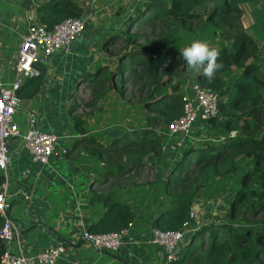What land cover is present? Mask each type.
Returning a JSON list of instances; mask_svg holds the SVG:
<instances>
[{
  "label": "trees",
  "instance_id": "1",
  "mask_svg": "<svg viewBox=\"0 0 264 264\" xmlns=\"http://www.w3.org/2000/svg\"><path fill=\"white\" fill-rule=\"evenodd\" d=\"M250 1L257 0H133L118 12L123 13L122 28L110 31L103 40L108 64L95 66L79 79L86 94H75L69 109L79 134L76 142L84 143L85 154L102 163L103 181L112 176L116 186L135 184L137 177L131 173L161 152L158 129L167 128L182 112L178 85L188 66L177 46L179 32L194 31L208 22L229 44L219 49L218 62L223 63L220 71L241 69L232 84L224 83L220 71L211 81L202 74L195 76V83L218 100L219 113L205 121L226 134L220 141L183 151L164 180L167 202L152 216L156 230L177 232L187 224L195 226L170 264H264V38L244 24L243 4ZM82 11L73 0H51L37 7L38 22L50 29L66 18L80 17ZM129 88L130 97L135 95L142 105L144 125L105 143L86 135L87 119L101 110L107 94L126 97ZM241 160L250 164L227 203L226 222L196 223L191 217L193 196L210 178L233 173ZM3 179L0 175V185ZM92 199H102L111 207L88 232L117 233L131 225L128 207L103 193Z\"/></svg>",
  "mask_w": 264,
  "mask_h": 264
},
{
  "label": "crops",
  "instance_id": "2",
  "mask_svg": "<svg viewBox=\"0 0 264 264\" xmlns=\"http://www.w3.org/2000/svg\"><path fill=\"white\" fill-rule=\"evenodd\" d=\"M50 1L20 0V25L16 29L17 32L11 34L13 41L10 39L8 44H4V33L0 30V79L4 84L8 85L15 78L14 62L19 37L21 38L32 22L39 21L37 7ZM73 1L82 7L80 17L83 18L88 12L97 13L95 7L101 0ZM132 1L108 0V6L117 5L119 8H114L113 12L109 13L114 17L111 22H107L111 16L87 20L81 36L40 65L41 76L21 80L18 90L20 108L17 113L26 114L25 130L28 127L27 113L33 112V126L59 137L56 151L60 154L51 158L48 164L40 165L30 160L24 146L18 142L19 137L9 142L7 193L11 205L10 215L19 228V246L26 255L63 246L65 254L56 264H122L115 258H120L124 264L171 263L165 260L159 249L150 244L152 216L167 202L162 177L152 181L144 180L147 170H154L158 166L156 159L145 161L144 167L138 170L137 173H141L142 177L140 181L135 175L136 172L131 173L130 176L137 177L135 184L116 186L112 176H107L108 179L104 182V166L94 155L83 154L85 144L76 142L79 134L74 129L69 114L74 95L78 93L79 79L94 70L99 58L106 56L103 39L110 31L122 28L123 13L118 12L129 8ZM88 8L91 11H88ZM104 11L106 8H103L101 13ZM98 45L101 46L99 53L96 48ZM4 48H9V53ZM179 50L182 51L180 48ZM187 71L189 72V68ZM180 92L179 90L178 93ZM117 99V94L114 93L105 101H109L118 109ZM91 118L86 121V135L101 142H109V133L119 129L114 127L101 137V134L97 135L88 130V121ZM119 130L120 133L123 131ZM0 175L3 176V173L0 172ZM24 187L28 188V195ZM95 193L105 194L128 207L133 214V221L123 237L121 251L117 254L102 252L88 243H83L82 232H88L91 226H95L103 213L111 207L102 199H92ZM185 238L187 240L188 237ZM17 248L16 244V252Z\"/></svg>",
  "mask_w": 264,
  "mask_h": 264
},
{
  "label": "built area",
  "instance_id": "3",
  "mask_svg": "<svg viewBox=\"0 0 264 264\" xmlns=\"http://www.w3.org/2000/svg\"><path fill=\"white\" fill-rule=\"evenodd\" d=\"M86 28L82 17L66 18L47 29L39 22L31 23L21 35L17 57L14 62L15 78L8 85L0 79V172L4 181L0 185V264H56L65 254L63 246L40 250L33 255H26L19 246V229L10 215L11 205L7 193L8 166L10 162L9 142L20 137L21 143L33 163L46 165L51 158L59 156L56 147L59 137L33 126L34 114L27 113L28 127L20 134L14 115L20 108L18 90L23 78L41 76L40 65L58 50L65 48ZM182 96V112L172 121L167 129L170 137H190L197 122L205 121L218 114V100L215 93L200 87L195 81L188 85V93ZM198 120V121H197ZM166 150L162 147L161 150ZM191 217L195 215L191 211ZM194 229L189 224L181 231H161L152 229L150 244L159 249L168 263L172 262L176 252L184 246L187 234ZM127 229L117 233L93 234L83 231L82 239L92 248L109 254L118 253L123 246V237ZM16 241L17 252L10 250V243Z\"/></svg>",
  "mask_w": 264,
  "mask_h": 264
},
{
  "label": "rangeland",
  "instance_id": "4",
  "mask_svg": "<svg viewBox=\"0 0 264 264\" xmlns=\"http://www.w3.org/2000/svg\"><path fill=\"white\" fill-rule=\"evenodd\" d=\"M250 2L251 3L245 2L243 4L245 10V14L243 17L244 24L247 25L252 31H254L256 36L263 39L264 0ZM19 4L20 0H0V30L4 33V44L9 42L10 39H12L13 41V36H11V34L13 32H17L16 29H18V25H20L18 17L22 16V9ZM95 8L98 10L97 13L88 12L89 14L83 15V18L86 20V22L91 18L97 20L104 16H111L108 17L110 20L107 21L111 22L114 17H112V15H110L109 13L113 12L114 8L115 10L119 9L117 5L108 6V0H101L99 3H97V7ZM103 8H106V11L101 13ZM88 11H91V9L88 8ZM195 40L207 41L211 46L216 47L218 50L224 47H229V44L219 36L215 28H213L212 25L208 22L204 23L194 31H180L177 37V46L182 50L185 46H189ZM96 48L99 53L101 50V46L98 45L96 46ZM4 50L8 53L10 51L9 48H4ZM102 63L108 64L106 56L103 59L99 58L98 62H96L95 65L99 66ZM240 72L241 69L237 66H232L231 68H228V70L220 71L223 76L222 80L226 85L232 84L236 76ZM191 75L193 74L191 73L190 69L189 72L183 74V77L181 78L182 81L178 85L179 90L181 91V95L187 94L188 97L192 95L191 92L188 93V85L191 82L195 81V76L190 77ZM131 91L132 89L129 88V92L126 97H118L116 101V103L118 104V109L109 101L104 100L101 110H98L97 113L95 112L93 114L94 116L92 115V118L88 121V130L96 133L97 135L101 134L102 137L104 134H106V132L114 127H119V129L127 131L131 130L132 128L143 126L145 123L144 110L142 108V105L138 102V97H136L135 95H133V97H130L132 96L130 94ZM78 93L86 94V92L83 91L81 87L78 89ZM113 94L114 92H109L107 94V97H112ZM26 120L27 117L24 112H20L14 115V122L18 124L20 134H23L25 131L27 125ZM158 130L162 135V147H165L166 150H161L159 155L155 158L158 166L155 167L154 170L148 169L147 177L144 180L152 181L162 177L163 185L165 177L172 172L173 167L179 162L183 155V151L188 146L217 142L220 141L221 138L226 134L225 130L220 128L218 125H211L210 123L208 125L206 121H198L189 138L170 137L167 128H159ZM18 142H21L20 137L18 138ZM73 143H75V141H73ZM83 149L84 150L82 152H84L83 154H85L86 145L83 147ZM164 164L166 165L164 166ZM249 164L250 163L246 160L239 161L236 165V170L233 173L224 177L210 178L205 186L193 196V204H196L197 214L199 215L198 221L196 223L226 222L228 209L227 203L230 200L231 196L235 194L241 175L244 169L249 166ZM56 165L59 166V164ZM135 175L138 177V181H140L142 178L141 173H135ZM159 183L162 182L159 181ZM10 201H12V199H10ZM194 219L196 221V217ZM237 225L239 229L242 228L240 224ZM189 227L195 229V226L192 224H189ZM189 234H187L186 237H188ZM10 250L13 253H16V241L10 243Z\"/></svg>",
  "mask_w": 264,
  "mask_h": 264
},
{
  "label": "clouds",
  "instance_id": "5",
  "mask_svg": "<svg viewBox=\"0 0 264 264\" xmlns=\"http://www.w3.org/2000/svg\"><path fill=\"white\" fill-rule=\"evenodd\" d=\"M180 55L187 63L193 76L203 75L209 81L216 72L223 68V63L218 62L220 52L216 47L204 40H195L185 46Z\"/></svg>",
  "mask_w": 264,
  "mask_h": 264
},
{
  "label": "water",
  "instance_id": "6",
  "mask_svg": "<svg viewBox=\"0 0 264 264\" xmlns=\"http://www.w3.org/2000/svg\"><path fill=\"white\" fill-rule=\"evenodd\" d=\"M109 135H110V137H112V138L117 137L118 135H120V130H119V129H115V130L111 131ZM24 190H26V194L28 195V188H27V187H24ZM191 211L193 212V214L195 215V217H196V219H197V221H198L199 216L197 215V207H196V205H194V206L192 207V210H191ZM197 221H196V222H197ZM83 243H86V242L83 241ZM115 260H116L117 262H119V263L124 264L123 261H122L120 258H115Z\"/></svg>",
  "mask_w": 264,
  "mask_h": 264
}]
</instances>
